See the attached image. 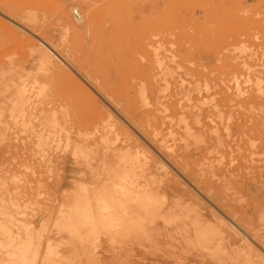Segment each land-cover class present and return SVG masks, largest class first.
I'll return each mask as SVG.
<instances>
[{"label":"rangeland","instance_id":"rangeland-1","mask_svg":"<svg viewBox=\"0 0 264 264\" xmlns=\"http://www.w3.org/2000/svg\"><path fill=\"white\" fill-rule=\"evenodd\" d=\"M39 37L69 65L54 58V71L36 70L30 61ZM21 83L34 94L44 87L42 103L30 111H57L61 145L52 136L47 141L57 151L41 145L38 133L48 129L37 123L0 124V264L25 246L30 264H264V0H0V90ZM76 145L92 148L93 157L122 150L121 172L95 168L99 158H76ZM145 156L155 159L154 174L167 190H182L184 198L189 191L216 210L198 192L211 190L228 208L247 212L252 242L236 231L239 242L220 251L228 257L211 260L212 250L199 244L216 237L215 221L195 231L193 212L183 208L161 223L172 227L167 242L160 240L171 239L169 248L148 252L143 239L113 238L99 211H124L115 196L136 189L131 183L141 180L136 165ZM119 178L126 192L115 191ZM63 213L79 234H56ZM90 227L95 234L85 236Z\"/></svg>","mask_w":264,"mask_h":264},{"label":"bare ground","instance_id":"bare-ground-1","mask_svg":"<svg viewBox=\"0 0 264 264\" xmlns=\"http://www.w3.org/2000/svg\"><path fill=\"white\" fill-rule=\"evenodd\" d=\"M27 15V14H26ZM21 19V18H20ZM78 20V24L79 25H83V18L81 16L77 17ZM75 25V24H74ZM22 27V26H21ZM25 28V27H24ZM29 32L30 30L27 29ZM40 38V37H39ZM33 42V41H32ZM40 42L39 44H41V46H38L33 54V57L31 59L30 62H36L37 64V68L36 70H39L40 72H49L52 71L56 65L57 62H63V64L65 65H69L68 64V59L67 57H64V55H62V53L59 52L58 48L55 45H51V43H48L46 41H44L43 39L40 38ZM22 43V42H21ZM34 43V42H33ZM32 43V44H33ZM37 44V43H36ZM31 45V44H30ZM56 58L58 61L56 62L54 59ZM34 59V60H33ZM30 60V59H28ZM33 60V61H32ZM59 63V64H61ZM26 64V63H25ZM34 64V63H33ZM27 65V64H26ZM25 65V67H26ZM29 65V63H28ZM30 67H34V65L32 66V64L29 65ZM28 69V74H34L32 73L33 71H30L29 73V69L28 67H26ZM35 68V67H34ZM31 70V69H30ZM64 70V68H63ZM27 71V70H26ZM54 71V70H53ZM56 71V69H55ZM37 72V71H36ZM35 72V73H36ZM61 72V71H60ZM35 75V74H34ZM85 82H87L85 80ZM37 83V82H36ZM33 84V83H32ZM29 85V84H27ZM24 83L15 85L11 88H5V89H1L0 90V124L4 123L3 126L5 124H7L10 121H13L15 123H20L23 126H28L31 125L32 123H37L40 128H44V129H48L46 136H44L43 133V129L40 133H38V137L40 140L39 142H41V145L47 147L48 149L53 150L54 152L57 151V148L61 145L60 142V138L61 135L56 132L57 129V124H59V118L57 116V111H53L50 114H45V113H40V115L38 113H34L32 111H30L29 106H35L37 104H41L42 100L40 99L42 96H45V94L42 93V91L44 92V87H42V91L38 90V92L34 93H30V91H28L26 89V86ZM31 85V84H30ZM36 85V84H35ZM37 86V85H36ZM33 87V86H32ZM31 87V89H32ZM29 88V87H28ZM37 88V87H36ZM84 88V87H83ZM260 88V87H259ZM30 90V89H29ZM33 92V90H31ZM36 91V90H35ZM30 94H29V93ZM87 92V91H85ZM55 93V92H54ZM90 95V99L92 100L94 98L93 95H91L92 93L88 92ZM257 93V92H256ZM262 93V92H261ZM50 94V93H49ZM57 94V93H56ZM53 95V94H52ZM59 96V94H57ZM254 95V94H253ZM258 95V94H257ZM52 97V96H51ZM57 97V96H55ZM61 97V96H60ZM68 97V96H67ZM79 97V96H78ZM45 98V97H44ZM43 98V99H44ZM72 98V97H71ZM110 98V97H109ZM114 98V97H113ZM54 99V97L52 98V100ZM59 99V98H58ZM86 99V98H85ZM46 100V99H45ZM88 100V99H87ZM112 101V100H111ZM241 101V100H240ZM55 102V101H54ZM51 103V104H54ZM144 102H147L146 100H144ZM264 102V101H263ZM65 103V102H63ZM116 103V102H114ZM126 103V102H125ZM57 104V103H56ZM59 104V103H58ZM62 104V103H61ZM146 104V103H145ZM221 104V103H220ZM50 105V104H48ZM69 105V104H68ZM72 105V104H71ZM115 105V104H114ZM119 105V104H117ZM116 105V106H117ZM126 105V104H125ZM250 105V104H249ZM42 106V105H41ZM51 106V105H50ZM54 106V105H53ZM56 106V105H55ZM246 106V105H245ZM251 106V105H250ZM62 107H66L62 106ZM69 107V106H68ZM73 107V105H72ZM107 107V106H106ZM119 107V106H118ZM258 107V106H257ZM36 108V106L34 107ZM40 108V107H39ZM54 108V107H53ZM52 108V109H53ZM62 109L64 115L67 116L68 111H66V109ZM67 108V107H66ZM74 108V107H73ZM108 108V107H107ZM46 109H50L47 108ZM56 110V108H54ZM124 111H126L127 113V108H123ZM34 110V109H33ZM42 110V109H41ZM73 110V109H72ZM70 110V111H72ZM114 110V108H113ZM260 111V110H259ZM51 112V111H50ZM100 112V110H99ZM72 113V112H71ZM89 113V112H88ZM101 113V112H100ZM112 113V112H111ZM116 113V112H115ZM124 113V112H123ZM252 113V112H251ZM264 113V112H262ZM248 114V113H247ZM60 115V114H59ZM90 115V114H88ZM125 115V113H124ZM263 115V114H261ZM65 116V117H66ZM69 116V115H68ZM264 116V115H263ZM128 117V115H127ZM62 118V117H61ZM122 118V117H121ZM129 118V117H128ZM259 118V117H258ZM67 119V118H66ZM69 119V118H68ZM89 119V118H88ZM109 119V117L107 118ZM63 120L65 121V119L63 118ZM115 120V119H114ZM263 120V119H262ZM102 121V120H101ZM134 121V119H133ZM240 121V120H239ZM61 122V121H60ZM221 122V119H220ZM236 122V121H235ZM241 122V121H240ZM97 123V122H96ZM99 123V122H98ZM102 123V122H101ZM126 124V123H125ZM128 124V123H127ZM134 124L136 125V122L134 121ZM230 124V123H229ZM228 124V125H229ZM92 125V124H91ZM114 124H111V128L114 129L113 127ZM130 125V124H129ZM2 126V127H3ZM34 126H36V124H34ZM59 126V125H58ZM93 126V125H92ZM139 126V125H138ZM137 126V128H138ZM90 127V126H89ZM229 127V126H228ZM110 128V129H111ZM133 128V127H132ZM23 129V127H22ZM34 129V128H32ZM31 129V131H32ZM91 129V128H90ZM95 129V127H94ZM113 131V133L116 131ZM142 129V128H141ZM11 130V128H10ZM92 130V129H91ZM96 130V129H95ZM144 130V129H143ZM111 131V132H112ZM3 132V131H2ZM6 132V130H5ZM4 132V133H5ZM19 132V131H18ZM33 132V131H32ZM95 132V131H94ZM94 132H91V134L94 135ZM131 132V131H130ZM232 132V131H231ZM110 133V132H109ZM144 133V132H143ZM36 134V133H35ZM116 134V133H115ZM113 134V136L115 135ZM125 134V133H123ZM133 134V133H132ZM230 134V132H229ZM134 135V134H133ZM140 135V134H139ZM52 136L54 137V139L57 137L59 139V143H57V146L55 144L54 148L51 144H49V142L47 141L48 138ZM92 136V135H91ZM95 140H99L101 141H106L107 140V135L102 133L100 136L95 134L94 135ZM110 136V135H109ZM117 136V135H116ZM115 136V137H116ZM123 136V135H122ZM126 136V134H125ZM45 137H47L45 139ZM114 137V138H115ZM136 137V136H135ZM134 137V138H135ZM151 143H157V139L151 135ZM94 138H91L92 140H94ZM117 138V137H116ZM115 138V140H116ZM119 138V137H118ZM124 138V136H123ZM126 138V137H125ZM90 139V138H89ZM90 139V140H91ZM111 139V138H110ZM126 139H131L130 138H126ZM138 139V138H137ZM220 139V138H219ZM114 140V142H115ZM125 141V140H124ZM127 141V140H126ZM123 142L124 144L126 143ZM131 141V140H130ZM146 141V140H145ZM222 141V140H221ZM53 142V141H51ZM118 142V140H117ZM116 142V143H117ZM219 142V141H218ZM38 143V142H37ZM128 143V142H127ZM22 144V143H21ZM39 144V143H38ZM156 145V144H155ZM42 146V147H43ZM163 147V144L161 145ZM252 147V146H251ZM36 148V147H35ZM40 148V147H39ZM68 148V147H66ZM43 149V148H41ZM85 148L83 146H80V148L78 147V145L74 146V148H72L71 153L73 156L80 157V155H82V157H85V159L90 158L94 159V158H99L102 163L99 165L94 164L95 168H97L98 166H101L103 168V170H105L104 172H121V168H122V163L124 161V156H122V154L120 153L122 150H118L116 152V154L114 155H100L99 157H93V151L92 148H88L86 150H84ZM219 149V148H218ZM217 149V150H218ZM256 150V149H255ZM29 153V152H28ZM33 153V152H32ZM41 153L42 150H41ZM79 154V155H78ZM135 154V153H134ZM154 154V153H153ZM33 157V155H31ZM35 156V154H34ZM138 156V155H137ZM222 156V155H221ZM143 157V156H142ZM51 158V156H50ZM259 158V157H258ZM50 160V159H49ZM113 161V162H112ZM153 161H155L154 158L152 157H147L145 156V158L140 161L137 165H136V169L138 172H140V176H141V180L140 181H136L135 183L132 182L131 185L135 186L136 189L132 190L129 192L128 195H125L124 193H122L121 195H116L115 197V201H122L123 203L121 205H123L124 211L120 212V213H112L110 214V212L108 211L107 213H103V211H99V215L102 216L105 214V216H107L109 218V222L107 223L108 225V232L111 234V236L113 238H117L119 236H129L130 237H135V238H139V239H143L145 244V248L147 249V251L149 252L150 250H154L157 248H160V250L162 249L161 247H164V238L167 235H170L172 227L170 226H164V224H161L162 222H168L169 221V216L173 215L174 213L177 212V210L179 209H186L188 211L193 212L192 215H190V220L193 229L196 231L197 229H200V226H203L205 223H209L212 224L214 221V223H216L214 229L216 231V237L214 238H209L207 240H205L203 243L199 244L200 248H203L204 250H212V252L210 253V255L212 254V259L211 260H215V261H222V254L220 251L223 250L224 248L226 249V245L231 244L232 242L236 241L239 242V240L241 239V237L238 235L237 232H241L242 233V237L243 235L245 236V238L247 237L248 242H252L250 235L248 233V231L246 230V227H244V221L248 220V216L249 214L243 213L241 211H238L232 207L228 208V205L224 202V199H222V197H218L216 196V194H212V191H208L207 193H203V190L199 189L198 192H200V194L202 193L207 200L209 199V201L211 202V204L215 205L214 207H216L217 212H219L221 215H217L216 210L211 209L210 207H208L207 205H205L204 203L201 202V200L198 198V196L194 195L193 193L186 191V198L183 197L182 194V190H174V187L171 188H166L165 183L163 184L162 181H158L156 179V176L154 174V172H156L157 170L155 169V165L153 164ZM127 162V161H126ZM259 164V163H258ZM166 168V167H165ZM207 168V167H206ZM164 169V168H163ZM71 171V170H70ZM167 171V170H166ZM99 172V171H98ZM136 172V171H135ZM108 175L110 173H107ZM158 174V173H157ZM166 175V174H165ZM116 176V175H113ZM232 176V175H231ZM80 177V176H79ZM118 177V176H117ZM167 177V176H166ZM201 178V177H200ZM224 178V177H222ZM231 178V177H230ZM234 179V177H232ZM236 178V177H235ZM50 179V178H49ZM48 179V180H49ZM230 181V180H228ZM227 181V182H228ZM131 182V181H130ZM172 182V181H171ZM226 183V182H225ZM253 184H255L252 181ZM172 184V183H171ZM229 184V183H227ZM119 185H120V189H115V191H121V192H126L125 189H123L126 185L127 182L125 179H121L119 178ZM257 185V184H255ZM240 186V185H239ZM261 185H259L260 187ZM48 187V186H47ZM226 188V187H225ZM44 189V188H43ZM235 189V188H234ZM261 190V189H260ZM17 191V190H16ZM173 192V194H171ZM218 193V192H217ZM250 194H252V191H249ZM122 196V197H120ZM203 196V197H204ZM262 196V194H261ZM261 199H263V197H261ZM171 197V198H170ZM226 197V196H225ZM123 198V199H122ZM8 199L10 200V198L8 197ZM255 199V198H254ZM260 199V200H261ZM258 200V199H257ZM98 204L97 206L104 209V206H108L105 202V200H103L101 197L97 198ZM264 201V200H263ZM209 202V203H210ZM240 202V201H239ZM125 203V204H124ZM246 203V202H245ZM107 208V207H106ZM60 213H58L59 216ZM255 213H253L250 217H252V219H254ZM183 216V215H181ZM219 216V217H218ZM264 216V215H263ZM261 218H264V217ZM211 217V218H209ZM225 218L226 221H229V224L223 219ZM75 219V218H74ZM251 219V221H252ZM172 220V219H171ZM212 220V221H209ZM218 220V221H216ZM72 221L73 220H69L66 216V213H63L60 217L59 220L56 224L57 229L56 230V234H62L64 232L66 233H71L72 235H76L79 234V231L77 230V226L72 225ZM255 221V220H253ZM252 221V222H253ZM263 221V220H261ZM75 222V221H74ZM1 223V222H0ZM208 225V224H207ZM1 226H3L1 224ZM8 227V226H7ZM208 227V226H206ZM94 227H90L89 230H86L85 232H83V234H85V236H87L88 234H95V230L93 229ZM202 229V228H201ZM9 230V229H7ZM211 230V229H210ZM213 230V229H212ZM2 231V230H1ZM6 231V230H5ZM203 231V230H202ZM237 231V232H236ZM213 232V231H212ZM203 233V232H201ZM2 235V234H1ZM12 235V234H10ZM68 235V234H67ZM204 235V234H203ZM255 235V234H254ZM253 236V233H252ZM256 236V235H255ZM253 236V237H255ZM4 237V236H3ZM6 237V236H5ZM13 237V236H11ZM69 237V236H68ZM78 237V236H77ZM132 237V238H133ZM196 237V236H195ZM88 238V237H87ZM163 238V239H162ZM7 239V237H6ZM10 239V238H9ZM15 239V238H14ZM18 239V238H17ZM162 239L161 243L160 240ZM5 240V239H4ZM250 240V241H249ZM10 241V240H9ZM53 241V240H52ZM247 241V240H246ZM5 242V241H4ZM3 242V243H4ZM59 242V240H58ZM171 239H170V244H166L167 247L168 246H172L171 244ZM22 243V242H21ZM61 243V242H60ZM245 243V240H244ZM244 243H242L244 245ZM14 244V242H13ZM26 244V243H25ZM62 244V243H61ZM70 244V243H69ZM164 244V245H163ZM247 244V242L245 243ZM2 245H7L8 244H2ZM22 245V244H20ZM19 245V247H20ZM30 245V244H29ZM63 245V244H62ZM165 245V246H166ZM248 245V244H247ZM253 245V243H252ZM257 245V244H256ZM260 245V243L258 244ZM238 247L240 245H237ZM254 246V245H253ZM251 246V244L247 247L245 245V247H247L249 250H252L253 252L255 251L254 247ZM262 246V243H261ZM260 246V247H261ZM12 249V246H10ZM31 247V246H29ZM28 246L22 247V248H18L15 250H18L16 253L14 254H9V258L6 259L3 264H8L9 262L12 263H16V264H30L31 262L34 261V257H30L28 254ZM75 248L72 247V249L76 250V246H74ZM87 247V246H86ZM90 247V246H89ZM228 247V246H227ZM244 247V248H245ZM6 248V247H5ZM169 248V247H168ZM174 249L175 246L173 245ZM230 248V247H229ZM240 249L241 246L239 247ZM243 248V249H244ZM8 249V248H7ZM224 249V250H225ZM239 249V251H240ZM258 249V248H257ZM74 250V251H75ZM90 250V248H89ZM158 250V251H160ZM171 250V249H170ZM169 250V251H170ZM235 250V249H234ZM259 250V249H258ZM70 251V250H69ZM146 251V250H145ZM168 251V249L166 250ZM226 251V250H225ZM236 251V250H235ZM72 252V251H71ZM241 253H243V251H240ZM257 253V250L255 251ZM64 253V252H63ZM68 253V252H67ZM146 253V252H145ZM162 253V252H161ZM167 253V252H166ZM165 253V254H166ZM66 254V253H65ZM74 254V253H73ZM84 254V253H83ZM87 254V252H86ZM90 254V253H89ZM88 254V256H89ZM148 254V253H147ZM152 254V253H151ZM154 254V253H153ZM174 254V253H173ZM227 256V253H224ZM223 254V255H224ZM253 254V253H251ZM260 254V253H259ZM35 255V254H33ZM167 255V254H166ZM169 255V254H168ZM172 255V254H171ZM175 255V254H174ZM254 255V254H253ZM264 255V254H263ZM78 256V253H77ZM82 256V255H81ZM153 256V255H152ZM225 256V257H226ZM237 256V255H236ZM83 257V256H82ZM228 257V256H227ZM226 257V258H227ZM247 257H251V256H247ZM245 257L246 260H243V262L245 261H249L248 258ZM93 258V257H92ZM238 258V257H237ZM240 258V257H239ZM243 258V257H241ZM240 258V259H241ZM253 258V257H252ZM259 258V257H258ZM263 258V257H262ZM229 259V258H228ZM232 260V259H231ZM232 264L231 261H228L227 264ZM251 262V261H250ZM87 263V262H86ZM89 263V262H88ZM246 263V262H245ZM248 263V262H247ZM240 264V261H239Z\"/></svg>","mask_w":264,"mask_h":264}]
</instances>
